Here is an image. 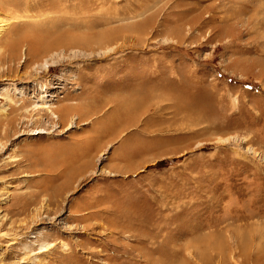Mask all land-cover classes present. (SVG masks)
<instances>
[{
    "label": "rangeland",
    "instance_id": "374dc122",
    "mask_svg": "<svg viewBox=\"0 0 264 264\" xmlns=\"http://www.w3.org/2000/svg\"><path fill=\"white\" fill-rule=\"evenodd\" d=\"M64 2L89 51L0 64V264H264V0Z\"/></svg>",
    "mask_w": 264,
    "mask_h": 264
},
{
    "label": "bare ground",
    "instance_id": "6f19581e",
    "mask_svg": "<svg viewBox=\"0 0 264 264\" xmlns=\"http://www.w3.org/2000/svg\"><path fill=\"white\" fill-rule=\"evenodd\" d=\"M43 1V0H42ZM60 0H45V2L34 1L33 3L26 4L23 6L21 0H0V15H5L9 18V23L7 21L0 20V33H3V37L0 38V49L3 53L0 55V64H10L12 62H16L20 55V49L23 46L27 47V52L29 58L26 60L25 67L38 66V69H47V66L55 65L61 62L62 59H65L68 53L72 54L74 58H77L81 55H84L87 50H84L83 46L85 43L82 39H74V38H64L57 34L56 28H53L54 21L63 20V15H57L54 18L52 16H47L46 18H38L42 17L40 14H34L35 9L39 8H57L58 11L63 14L68 10L67 4L64 2L61 5L59 3ZM28 2V0H27ZM33 4V5H32ZM22 8V9H21ZM25 10V12H23ZM45 10V9H44ZM47 10V9H46ZM23 12V14L21 13ZM63 12V13H62ZM58 13V12H57ZM58 13V14H60ZM44 15V14H41ZM29 18L32 21L22 20L23 18ZM38 18V19H35ZM13 20H16L13 22ZM36 20V22H34ZM42 21V22H41ZM69 21V20H68ZM13 22L11 28L6 31L4 27L10 25ZM27 23H32L29 25L27 32L25 34H21L20 30L27 26ZM72 23V22H70ZM81 23V22H79ZM41 25V26H40ZM76 25V24H75ZM86 25V24H84ZM40 26V27H39ZM59 26V25H58ZM57 26V27H58ZM72 29V28H71ZM82 30V29H81ZM87 45V44H85ZM93 46V45H92ZM94 48V47H93ZM92 48V49H93ZM70 60V59H69ZM12 69L11 64L8 67V71ZM44 110L46 109L48 113L54 115L58 121H62L61 113L57 111H52L51 107L48 106V103L44 102L43 104ZM60 115H59V114ZM66 120V119H65ZM67 121V120H66ZM75 118L72 119V122L67 126L66 130H69L73 125ZM43 132H38L40 134ZM93 142H89L82 147L81 153L78 155H74L71 161L72 169L78 170L80 172L86 171L88 166H90L95 159L100 155L101 149L99 148L100 144H98L96 153L93 154V148L96 146V140H92ZM93 143V144H92ZM91 144V145H90ZM78 159L84 160L80 163L79 167H76V163ZM81 160H78L80 162ZM219 264H226L224 259L219 260Z\"/></svg>",
    "mask_w": 264,
    "mask_h": 264
}]
</instances>
